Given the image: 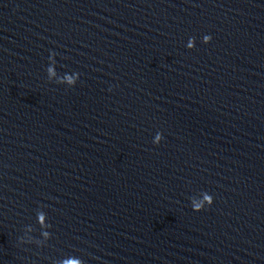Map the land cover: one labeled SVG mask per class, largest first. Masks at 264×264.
<instances>
[{"label": "water", "instance_id": "obj_1", "mask_svg": "<svg viewBox=\"0 0 264 264\" xmlns=\"http://www.w3.org/2000/svg\"><path fill=\"white\" fill-rule=\"evenodd\" d=\"M0 264H264V0H0Z\"/></svg>", "mask_w": 264, "mask_h": 264}, {"label": "clouds", "instance_id": "obj_2", "mask_svg": "<svg viewBox=\"0 0 264 264\" xmlns=\"http://www.w3.org/2000/svg\"><path fill=\"white\" fill-rule=\"evenodd\" d=\"M205 39L207 40V39H208V37H205Z\"/></svg>", "mask_w": 264, "mask_h": 264}]
</instances>
